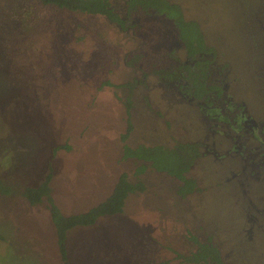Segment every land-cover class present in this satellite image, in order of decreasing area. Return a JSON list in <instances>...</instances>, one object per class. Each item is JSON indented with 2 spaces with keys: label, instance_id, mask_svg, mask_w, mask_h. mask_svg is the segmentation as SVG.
<instances>
[{
  "label": "rangeland",
  "instance_id": "1",
  "mask_svg": "<svg viewBox=\"0 0 264 264\" xmlns=\"http://www.w3.org/2000/svg\"><path fill=\"white\" fill-rule=\"evenodd\" d=\"M110 1L125 13L126 0ZM169 1L198 21L226 59L225 92L264 122V0ZM77 21L82 28L66 50L77 63L102 57L96 75L61 71L74 65L56 55L62 27L70 25L66 14L35 0H0V264H63L46 205L33 207L22 195L50 167L53 198L66 214L103 201L122 172H134V163L122 160L128 97L131 145L202 143L207 157L190 170L198 190L182 199L177 182L148 173V189L129 198L124 214L70 233L68 263L144 264L157 257L152 244L193 249L190 232L211 237L227 264H264V177L252 176L234 154L233 130L222 128L229 139L213 136L220 129L209 131L201 107L152 76L172 62L171 24L144 13L131 17L130 32L99 17ZM107 79L113 85L98 90ZM123 84L132 88L117 87ZM59 145L67 148L52 156ZM260 145L248 141L249 149Z\"/></svg>",
  "mask_w": 264,
  "mask_h": 264
},
{
  "label": "trees",
  "instance_id": "2",
  "mask_svg": "<svg viewBox=\"0 0 264 264\" xmlns=\"http://www.w3.org/2000/svg\"><path fill=\"white\" fill-rule=\"evenodd\" d=\"M35 1L42 6L54 8L60 14H66V18L70 21V25L62 27L64 30L62 33L63 41L59 44L56 55L60 59H65L68 64L74 62V65L70 66V68H65L64 65V69L61 70L62 72L73 71V73H79V75L84 73L96 75V70H100L102 67V57L97 56L95 59L93 58V62L90 60V62L77 63L75 57H72L73 54L66 50V46H68L69 40L73 37L75 31L82 28V24L77 21L78 16L104 18L109 24H114L123 31L128 30L130 27V20L124 19L123 16L117 13L110 0ZM126 6L127 15L141 9L145 12L153 11L156 14L166 15L174 21L180 30L182 40L186 44L189 57L194 59L195 63L193 67L187 64H180L171 67L167 71H158L156 74L162 81L177 86L186 97L195 100H205L208 105H213V102L210 100L211 95L217 94V98H220L223 91L209 81L211 61L205 57V54L210 52L211 48L207 46L198 25L195 22H187L180 6L170 3L168 0H127ZM70 55L71 58L69 59ZM76 63L77 66L75 68ZM101 71L103 70L101 69ZM111 81L113 82L112 79L102 81L98 90L105 85L112 86L113 83ZM117 87H129L131 89L132 85L123 84L117 85ZM125 105L126 131L121 135L123 143L122 160H133L136 163L137 168L134 175L137 179L132 180L127 172L120 174L113 184L112 191L103 201L84 211L71 214L64 213L53 198L51 186L53 179L52 167L49 168V171L46 170L47 173L44 174L45 176H43L39 185L28 186L23 189L22 195L29 205L33 207L46 205L63 264H69L66 245L70 233L78 228L96 226L103 219H111L124 214L129 198L132 195L142 194L147 190L145 183L140 179V176L147 171L165 173L175 178L181 184L178 194L182 197L193 193L196 189V182L188 177V173L195 161L200 157L199 146L190 142H178L172 147L147 144H139L135 147L131 146L128 143L134 131L132 121L134 104L131 97L127 98ZM66 148L67 146L65 145L53 147L52 156ZM187 235L189 241L193 243L194 249L178 252L170 247L152 244L155 256L157 257L150 258L144 264H171L173 260H178L182 264H225L220 248L214 244L211 237L200 240L190 232ZM161 252L166 254H161Z\"/></svg>",
  "mask_w": 264,
  "mask_h": 264
},
{
  "label": "flooded vegetation",
  "instance_id": "3",
  "mask_svg": "<svg viewBox=\"0 0 264 264\" xmlns=\"http://www.w3.org/2000/svg\"><path fill=\"white\" fill-rule=\"evenodd\" d=\"M126 2H127V0H126ZM169 2L170 3H174L172 1H169ZM177 5H179V4H177ZM126 7L127 6H125V13H119L115 7H114V9L116 10L117 13H119L121 16H123L124 19H129L130 20V27L128 29L129 32H130L131 27H132V25H131V17L134 14H137V13L155 15L157 17L165 19L169 24H171L170 33H172L173 39L175 40V44L177 45V47L175 45H173L171 47V49L168 51L169 52V57L172 60L171 64H169V65H167L165 67H162L160 69H157L158 71H167L171 67L178 66L180 64H187V65L193 67V65L195 63V60L192 59L191 57H189V53L187 51L186 44L182 40V38L180 36V30L175 25L174 21L171 18H168L166 15L156 14L153 11L145 12V11H143L141 9L137 10L135 12H132L131 14L127 15ZM180 8H181V6H180ZM181 10H182V8H181ZM182 12H183V10H182ZM183 15H184V13H183ZM184 18L186 20V16L185 15H184ZM186 21L187 22H195L198 25V27L200 28V30H201L204 38H205V35H204V33H203L202 29H201V25L198 23V21L196 19L189 18ZM261 22L264 23V20H262ZM256 23H258V22L256 21ZM111 25H114V24H111ZM114 26L117 27L116 25H114ZM261 28H262V26H261ZM118 29L121 32L123 31L120 28H118ZM262 29H264V27ZM128 30L123 31V32H127ZM170 33L168 32L169 35H170ZM171 41H172V38H171ZM205 41H206L207 46L209 48H211V51L207 52L205 54V57L211 61L210 68H209V71H210L209 81L212 82L216 87L221 88L222 91H223V94H222V96L220 98H217V94L216 95L215 94L211 95L210 100L213 102V105L212 104L208 105L205 100H195V99H191V98L186 97L184 94H182L180 92V90L177 88V86H175L172 83H168V82L162 81L159 78V76L156 74L158 71L153 72L152 76L155 79H158L159 82H160V85L163 84V86H165V89L172 90V91L176 92V94H178V96H180L183 99H185L187 102L193 103V104L201 107L203 109L204 118H205V120L208 123L209 131H210V128L213 129L214 127L220 129V131L214 130V129L211 130L209 133L213 134V136L214 135L216 136L219 133V135H225V137L228 138L229 135L228 134H224L222 131H225V129H222V128L224 127V128L229 129V130L230 129L233 130V132L236 133L233 136V140H232L234 142V144L232 146L234 154L236 156H239L243 160V162L246 164V166L250 168L252 176H256V178H262V177H264V172H262V170L264 169V122L263 121L258 122L257 120H255L248 113V111H247V109H246L244 104H237L235 99L231 98V96L228 95L225 92L224 88L226 87L225 81L227 80V76H228V67H227L228 63H227L226 59L223 56H221V54L219 53L218 49H216L212 45V43H210L209 40L207 42V40L205 38ZM180 53L184 54V58H180L179 57ZM217 53L220 54L219 58H218V54ZM132 114H133L132 115V121H133V118H134V107L132 109ZM211 124H213V125H211ZM134 130H135V127H134ZM249 140L250 141H254V142L255 141L260 142L261 143L260 148L257 147V148H254V149H249L248 148V141ZM180 142L181 143H186L185 141H180ZM189 142L190 143H195V144H197L199 146L200 156L202 157V159L207 157L204 154L203 150H202L203 146H202L201 142H199V141L198 142L197 141H189ZM128 143H129V141H128ZM140 144H144V143H140ZM137 145H139V144H137ZM137 145H131V146L135 147ZM147 145H162V144H147ZM163 146H166V145H163ZM168 147H172V146H168ZM127 162H133L134 165H135L134 172H132V174H129L128 172L127 173L130 175L132 180L137 179V177H135V175H134V173L136 171V168H137L136 163L133 160H128ZM193 170L194 169H192L191 172ZM191 172L188 173V177L192 178L196 182V189H195V191L193 193H191L189 195L194 194L198 190V182L195 180V178L190 176ZM122 173H124V172H122ZM148 173H158V172L147 171L145 174L140 176V179L144 183H145L144 177ZM158 174H164L167 177L171 178L172 181L177 182L178 183L177 194H178V190H179V187H180L181 184L175 178L170 177V176H168L165 173H158ZM145 185H146V187L148 189V186H147L146 183H145ZM178 195L182 199H185V198H187L189 196V195H186L185 197H182L180 194H178ZM207 238H209V237H207ZM213 242H214V244H216L215 241H213ZM216 245L218 246V244H216ZM218 247L220 248V246H218ZM193 249H194V247H193ZM190 250H192V249H190ZM220 251H221V254H222V258H223V260L225 262V258L223 256L224 253H223L221 248H220ZM225 264H227V263L225 262Z\"/></svg>",
  "mask_w": 264,
  "mask_h": 264
}]
</instances>
